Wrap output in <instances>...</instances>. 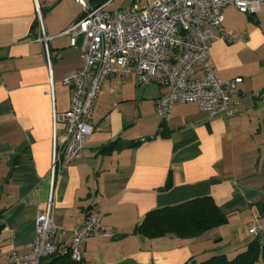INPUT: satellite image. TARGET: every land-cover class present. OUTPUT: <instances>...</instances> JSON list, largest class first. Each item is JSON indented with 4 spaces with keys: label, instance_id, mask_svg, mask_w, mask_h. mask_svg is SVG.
<instances>
[{
    "label": "crops",
    "instance_id": "obj_1",
    "mask_svg": "<svg viewBox=\"0 0 264 264\" xmlns=\"http://www.w3.org/2000/svg\"><path fill=\"white\" fill-rule=\"evenodd\" d=\"M37 1L52 37L51 75L35 41L34 0H0V264H10L12 252L29 251L35 216L51 190L53 220L67 231L63 243H70L71 231L90 213L103 230L115 233L114 239L86 241L82 264L232 259L254 239L251 228L259 225L264 236V9L249 16L225 7L223 29L237 40L218 38L211 46L217 80L242 79L241 104L232 118H209L196 105L184 104L162 122L155 104L167 88L158 81L140 87L133 78L107 77L92 112L95 131L52 183V114L70 108L73 90L62 80L82 67L79 45L70 46L62 32L80 18L81 9L75 0ZM106 3L108 10L114 0ZM215 35L220 37L219 31ZM63 128L57 125L58 136ZM114 141L116 147L101 151ZM168 180L170 188L163 191ZM203 197L214 200L227 224L193 239L134 233L148 212ZM55 243L60 252L57 238Z\"/></svg>",
    "mask_w": 264,
    "mask_h": 264
},
{
    "label": "built area",
    "instance_id": "obj_2",
    "mask_svg": "<svg viewBox=\"0 0 264 264\" xmlns=\"http://www.w3.org/2000/svg\"><path fill=\"white\" fill-rule=\"evenodd\" d=\"M57 0H45L51 5ZM81 9L80 18L62 35L70 37V46L79 45L82 67L64 76L62 82L71 87L70 108L53 112V150L50 179L65 170L83 150L85 139L95 131L92 112L104 80L113 76L119 82L133 78L140 87L154 81L168 89L157 100L155 112L162 122L172 117L177 105L194 104L209 118L221 115L230 119L241 104L237 97L236 78L220 83L211 65L212 43L220 39L237 40L223 29L222 10L232 7L253 16L264 9V0H151L143 5L133 3L125 10L110 12L107 3L92 6L75 0ZM38 36L51 75L52 55L43 22L42 6L34 0ZM219 31L220 37L215 35ZM64 126L60 136L57 125ZM145 141V138L142 139ZM53 193H49L43 211L35 216V236L25 254L12 252L10 264H41L59 248L74 262L83 260L82 246L93 237L114 239L115 233L103 230L99 217L90 213L85 224L71 231L70 243H63L66 229L58 228L52 216ZM259 225L250 229L259 237Z\"/></svg>",
    "mask_w": 264,
    "mask_h": 264
},
{
    "label": "trees",
    "instance_id": "obj_3",
    "mask_svg": "<svg viewBox=\"0 0 264 264\" xmlns=\"http://www.w3.org/2000/svg\"><path fill=\"white\" fill-rule=\"evenodd\" d=\"M108 0H97L102 5ZM37 25V23H36ZM149 138H145L148 141ZM117 141L105 146L101 151L116 147ZM170 188L169 180L163 191ZM228 218L222 213L211 197L193 199L181 204L154 209L148 212L135 227L134 233L148 239L174 236L180 239L197 238L206 232L227 224ZM254 237V236H253ZM47 264H82L74 262L67 253L56 251ZM264 262V236L254 237L246 249L232 259L225 255H215L209 259L192 264H259Z\"/></svg>",
    "mask_w": 264,
    "mask_h": 264
},
{
    "label": "rangeland",
    "instance_id": "obj_4",
    "mask_svg": "<svg viewBox=\"0 0 264 264\" xmlns=\"http://www.w3.org/2000/svg\"><path fill=\"white\" fill-rule=\"evenodd\" d=\"M151 1V0H148ZM92 6H98L96 3L90 2ZM133 3H137L139 5H143L146 3V0H114V3L111 4L108 11L117 12L118 10H125L133 5Z\"/></svg>",
    "mask_w": 264,
    "mask_h": 264
}]
</instances>
